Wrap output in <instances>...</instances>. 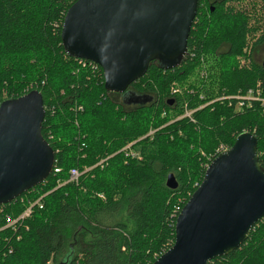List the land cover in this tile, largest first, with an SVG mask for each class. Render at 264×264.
Here are the masks:
<instances>
[{
    "label": "trees",
    "instance_id": "trees-1",
    "mask_svg": "<svg viewBox=\"0 0 264 264\" xmlns=\"http://www.w3.org/2000/svg\"><path fill=\"white\" fill-rule=\"evenodd\" d=\"M74 1L0 0V103L41 93V134L59 169L0 204V264H151L173 244L175 218L219 147L248 131L264 168V0H198L187 54L174 69L150 62L126 89L146 98L133 105L106 94L100 67L65 53ZM249 91L263 100L219 99ZM72 168L80 175L67 181ZM208 264H264V216Z\"/></svg>",
    "mask_w": 264,
    "mask_h": 264
},
{
    "label": "water",
    "instance_id": "water-1",
    "mask_svg": "<svg viewBox=\"0 0 264 264\" xmlns=\"http://www.w3.org/2000/svg\"><path fill=\"white\" fill-rule=\"evenodd\" d=\"M197 2L75 0L62 21L61 43L66 54L101 68L107 91L122 93L152 61L164 69L179 66ZM44 116L38 90L0 103V204L51 174L55 151L41 134ZM256 145L245 131L211 159L175 218L173 244L151 264H208L246 241L264 216V168ZM165 186L177 188L173 173Z\"/></svg>",
    "mask_w": 264,
    "mask_h": 264
},
{
    "label": "built area",
    "instance_id": "built-area-1",
    "mask_svg": "<svg viewBox=\"0 0 264 264\" xmlns=\"http://www.w3.org/2000/svg\"><path fill=\"white\" fill-rule=\"evenodd\" d=\"M88 61V62H86ZM79 64L81 65H85V64H88L87 66H89L93 71L97 70V68L99 67L96 63L94 62H91L89 60H86V59H80L79 58ZM31 88V87H29ZM29 92V91H28ZM224 98H227V99H236L238 100V105L239 106H242L243 105V101L242 100H245V101H253V100H257V101H261L263 100L262 97H259V96H254L252 94L251 91L248 92V95H245V96H227V97H221L219 99H224ZM227 147H219L216 151V155L224 150H226ZM52 170L57 173L59 172V169L54 167L52 168ZM87 170V169H86ZM80 173L77 169L75 168H72L70 169L69 171V176H68V180L67 181H75L77 180V178L79 177ZM33 204H38V202L36 201L35 203ZM4 205V204H2ZM32 206V205H31ZM31 206H29L28 208H26L21 214H19L16 218L14 219H9L8 217H6V220H7V227H10L12 228L13 230H15L16 228V225L18 223H20V221H22L23 219L27 218L29 215H30V212H31ZM180 211V210H179ZM10 252V251H9Z\"/></svg>",
    "mask_w": 264,
    "mask_h": 264
},
{
    "label": "flooded vegetation",
    "instance_id": "flooded-vegetation-1",
    "mask_svg": "<svg viewBox=\"0 0 264 264\" xmlns=\"http://www.w3.org/2000/svg\"><path fill=\"white\" fill-rule=\"evenodd\" d=\"M105 91H106L107 95H110L111 93H116L117 94L116 97L118 99V104H119V92L118 93L117 92H110V91H107L106 89H105ZM122 93H124L123 94V99L125 101H127V103H129L130 105L137 104V103H140V102H143V101L146 100L145 97H140L138 95H135L130 90H125Z\"/></svg>",
    "mask_w": 264,
    "mask_h": 264
},
{
    "label": "rangeland",
    "instance_id": "rangeland-1",
    "mask_svg": "<svg viewBox=\"0 0 264 264\" xmlns=\"http://www.w3.org/2000/svg\"><path fill=\"white\" fill-rule=\"evenodd\" d=\"M246 2H247V0H243V1L240 3L241 6L243 7V6L245 5ZM237 6H238V5H237ZM241 6H238V7H241ZM175 88H176V86L172 87V90L176 92L178 88H176V89H175ZM32 90H36V89H32ZM30 91H31V90H30ZM207 165H208V164H207ZM207 165H206V166H207Z\"/></svg>",
    "mask_w": 264,
    "mask_h": 264
},
{
    "label": "bare ground",
    "instance_id": "bare-ground-1",
    "mask_svg": "<svg viewBox=\"0 0 264 264\" xmlns=\"http://www.w3.org/2000/svg\"><path fill=\"white\" fill-rule=\"evenodd\" d=\"M82 173V172H81Z\"/></svg>",
    "mask_w": 264,
    "mask_h": 264
}]
</instances>
